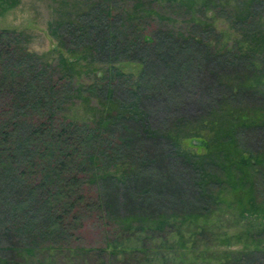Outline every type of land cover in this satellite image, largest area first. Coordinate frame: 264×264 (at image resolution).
I'll use <instances>...</instances> for the list:
<instances>
[{
  "label": "trees",
  "instance_id": "1",
  "mask_svg": "<svg viewBox=\"0 0 264 264\" xmlns=\"http://www.w3.org/2000/svg\"><path fill=\"white\" fill-rule=\"evenodd\" d=\"M52 1L101 72L80 87L0 26V264H264V0ZM84 90L96 120L70 112Z\"/></svg>",
  "mask_w": 264,
  "mask_h": 264
},
{
  "label": "rangeland",
  "instance_id": "2",
  "mask_svg": "<svg viewBox=\"0 0 264 264\" xmlns=\"http://www.w3.org/2000/svg\"><path fill=\"white\" fill-rule=\"evenodd\" d=\"M133 0H120L119 3L123 5H130ZM10 4L9 0H0L1 6L5 9L0 10V26L10 27L30 36L28 46L30 50L37 52L38 54L46 55L56 65H60V56L66 55L67 60L73 62V80L75 84L83 87L91 82H96V73L101 72V66L88 55L85 50H79L75 52L68 53L66 48L61 45L60 40L52 31V21L56 16L55 7L57 6L56 1L52 0H19L14 5ZM156 18V17H155ZM105 66V64H104ZM123 68H131V65H123ZM106 68V66H105ZM104 69V68H103ZM65 72L62 69L61 73ZM84 94L79 98L71 109V113L80 120H96L98 113L96 111L97 97L93 94H89L87 90H84ZM90 96L92 99L90 100ZM199 134L191 135L189 137L181 138L180 144L184 149H190L198 153H206L210 147L204 145L203 139L215 140V132L210 131V129H203ZM210 140V142H211ZM259 220L247 218L243 222L241 221L236 225H228L229 220L227 218H222L217 214L213 216L211 224L216 225V229L221 231H227L228 233H235L237 230L245 229L250 224L258 225L256 222ZM86 241L96 240L95 244H100V234L99 230L95 227H90L89 231L86 233ZM200 241V240H199ZM202 244L205 242L203 237L200 241ZM192 243V241H191ZM243 242H235L229 245H218L219 248L224 249L226 247L230 248H240ZM168 252V257L171 259H176L180 261V256H176V251L164 250ZM192 251H189L188 255L190 258L186 257L182 262L183 264H205L202 260L204 258H195L192 255ZM161 254V253H158ZM130 256V255H128ZM151 256V255H150ZM125 256H121L123 258ZM156 259H159V255H155ZM182 259V258H181ZM124 260V258H123ZM207 261V259H204ZM65 264L64 262H62ZM171 263V262H170ZM210 264H217L216 260H212Z\"/></svg>",
  "mask_w": 264,
  "mask_h": 264
}]
</instances>
